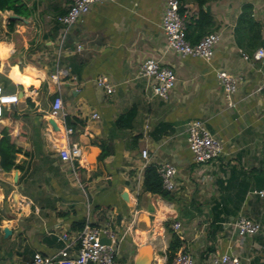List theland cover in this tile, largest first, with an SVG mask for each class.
<instances>
[{"label": "crops", "instance_id": "0c3cea01", "mask_svg": "<svg viewBox=\"0 0 264 264\" xmlns=\"http://www.w3.org/2000/svg\"><path fill=\"white\" fill-rule=\"evenodd\" d=\"M246 3L262 24V43L249 50L234 39ZM199 4L212 15L208 28L220 34L210 60L166 49L160 27L165 0L96 4L64 37L57 18L68 0H29L27 17L0 11V40L15 45L0 59V86L9 95L0 137L9 129L19 148L18 168L0 166V264H28L35 252L55 254L64 245L60 236L75 234L79 222L108 220L121 237L116 264H134L141 244L152 248V264H165L168 221L171 227L180 222L177 252H188L193 264H210L224 252L238 255L240 264H264V197L257 193L264 190V56L254 57L264 50V0H182L186 22L197 18ZM150 57L175 71L167 98L153 95L150 80L140 74ZM13 65L21 72L33 67L40 86L14 81L8 76ZM222 69L237 79L233 104L216 78ZM99 75L108 77L112 93L96 85ZM57 95L74 124L70 140L82 151L73 162L61 158L64 127L49 114ZM131 107V124L118 127L116 119ZM193 119L222 143L221 155L206 164L195 163L188 148ZM164 161L177 168L172 200L142 189L144 168ZM239 214L258 221L260 230L238 237L231 225Z\"/></svg>", "mask_w": 264, "mask_h": 264}, {"label": "built area", "instance_id": "2783aa9c", "mask_svg": "<svg viewBox=\"0 0 264 264\" xmlns=\"http://www.w3.org/2000/svg\"><path fill=\"white\" fill-rule=\"evenodd\" d=\"M118 0H68L66 11L58 16V21L64 26L63 37L78 21L91 10L96 4L105 2H116ZM166 5L162 14L160 27L167 39V50H173L181 56H197L210 60L214 54V47L220 40V34L210 32L202 36L196 43H191L186 36V20L180 14V0H165ZM244 58L248 55L241 51ZM264 56L263 48H259L254 57L260 59ZM140 74L150 80L153 95L167 98L169 92L176 84V75L174 69L163 64L154 57L147 58L140 67ZM55 77V76H53ZM216 78L222 85L225 96L230 104L233 93L237 89V79L226 70H218ZM98 87L112 93L113 86L110 84L106 75H99L95 79ZM7 96L3 93L0 86V116L2 114V105L8 103L5 101ZM13 102L17 101L16 96H12ZM10 101V102H12ZM49 114L63 124L66 144L60 148V156L65 161L73 162L81 157V147L75 140H70V135L74 133V128L67 125L66 113L63 108L61 95L54 97ZM93 118H98V113H93ZM187 143L192 154V160L198 164H206L221 155L222 143L199 119H193L188 122ZM142 156L148 158L147 150H142ZM157 172L162 180V186L165 190L173 191L176 188L175 177L177 174L176 166L164 161L156 165ZM257 193L264 197V190ZM181 227L179 221L172 223V228L178 230ZM232 231L240 238L256 234L260 230V223L253 218L239 214L232 222ZM108 242H102V239ZM64 245L61 249L52 255H45L35 252L28 264H116L119 253V243L121 237L112 226V220L106 221L102 225H93L86 221L83 227L72 236L63 233L60 236ZM170 264H193L192 256L185 251L176 253ZM210 264H240V258L236 254L224 252L214 254L210 259Z\"/></svg>", "mask_w": 264, "mask_h": 264}, {"label": "trees", "instance_id": "16d2710c", "mask_svg": "<svg viewBox=\"0 0 264 264\" xmlns=\"http://www.w3.org/2000/svg\"><path fill=\"white\" fill-rule=\"evenodd\" d=\"M29 0H0V11H12L17 15L27 17L32 11L27 6ZM179 8L180 14L183 15L185 8L182 5ZM212 22V15L209 11L202 9V5L199 4L198 16L191 22H186V36L191 43H196L203 35L213 32V28H208V23ZM14 23V21H12ZM208 22V23H207ZM211 24V23H210ZM213 24V23H212ZM10 31L13 30V24L7 26ZM261 22L254 19L252 15V5L249 3L243 4L241 12L237 18L236 25L234 27V39L237 46L243 50H249L254 46L260 45L261 40ZM136 109L131 107L126 112L118 116L116 119V125L118 127L129 126L134 119ZM67 125L74 128V124L70 119L66 118ZM0 137V166L4 171H11L13 168L19 166L15 162L16 153L19 148L14 143V137L11 136L9 129L3 128ZM107 155L106 152H102L100 158H104ZM143 191L161 195L162 197L172 200V192L165 190L162 186V180L157 172L155 165H148L143 171L142 181ZM236 204V202H234ZM84 225V222H79L75 227L80 230ZM166 230L171 234V238L167 247L166 256L167 260L165 264H170L177 251L182 245V241L179 238V234L171 227L170 221L165 223Z\"/></svg>", "mask_w": 264, "mask_h": 264}, {"label": "clouds", "instance_id": "9594fccd", "mask_svg": "<svg viewBox=\"0 0 264 264\" xmlns=\"http://www.w3.org/2000/svg\"><path fill=\"white\" fill-rule=\"evenodd\" d=\"M15 50V45L11 41L0 40V59L7 58ZM2 70V68H0ZM36 70L31 67H25L24 71L21 72L19 65H13L8 72V76L11 77L14 81L22 82L25 87L29 84H34L38 88L41 84L40 79H35L34 76Z\"/></svg>", "mask_w": 264, "mask_h": 264}, {"label": "water", "instance_id": "95a60500", "mask_svg": "<svg viewBox=\"0 0 264 264\" xmlns=\"http://www.w3.org/2000/svg\"><path fill=\"white\" fill-rule=\"evenodd\" d=\"M12 17H17L16 15H12ZM122 198L124 200L128 199L127 193L124 191L121 194ZM119 218V217H118ZM3 232L5 235H8L11 233V231L8 228H4ZM102 242H108L107 239H102ZM153 262V251H151L146 244H141L138 247L137 254L134 260V264H152Z\"/></svg>", "mask_w": 264, "mask_h": 264}, {"label": "rangeland", "instance_id": "374dc122", "mask_svg": "<svg viewBox=\"0 0 264 264\" xmlns=\"http://www.w3.org/2000/svg\"><path fill=\"white\" fill-rule=\"evenodd\" d=\"M181 228V227H180ZM116 231H117V228H114ZM147 247L150 249V250H152V248L150 247V245H147ZM122 263V264H124V260H119V263Z\"/></svg>", "mask_w": 264, "mask_h": 264}]
</instances>
